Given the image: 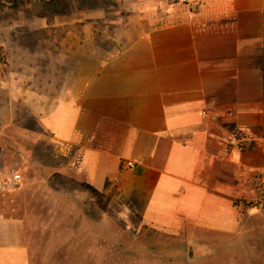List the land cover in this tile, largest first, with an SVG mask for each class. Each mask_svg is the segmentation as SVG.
<instances>
[{
	"label": "crops",
	"instance_id": "obj_1",
	"mask_svg": "<svg viewBox=\"0 0 264 264\" xmlns=\"http://www.w3.org/2000/svg\"><path fill=\"white\" fill-rule=\"evenodd\" d=\"M82 5L47 23L30 71L0 68V87L73 158L79 201L89 189L121 217L190 235L206 264H264L251 188L264 172V0ZM22 225L0 220V264H30Z\"/></svg>",
	"mask_w": 264,
	"mask_h": 264
},
{
	"label": "rangeland",
	"instance_id": "obj_2",
	"mask_svg": "<svg viewBox=\"0 0 264 264\" xmlns=\"http://www.w3.org/2000/svg\"><path fill=\"white\" fill-rule=\"evenodd\" d=\"M101 2L0 0V68L30 71L32 56L46 54L48 22L70 16L79 4ZM15 91L11 84L0 87V168H16L22 180L17 191L0 192V220L23 223L19 240L30 264H206L188 247L190 235L121 217L89 189L86 203L79 201L73 158L43 134Z\"/></svg>",
	"mask_w": 264,
	"mask_h": 264
},
{
	"label": "built area",
	"instance_id": "obj_3",
	"mask_svg": "<svg viewBox=\"0 0 264 264\" xmlns=\"http://www.w3.org/2000/svg\"><path fill=\"white\" fill-rule=\"evenodd\" d=\"M195 5H191L189 12H196ZM230 143L238 150L242 149L244 143L240 132H236L232 135ZM21 174L14 167H7L5 169L0 168V192H15L21 186ZM251 188L253 193V204L255 206L264 207V172H257L251 179Z\"/></svg>",
	"mask_w": 264,
	"mask_h": 264
}]
</instances>
